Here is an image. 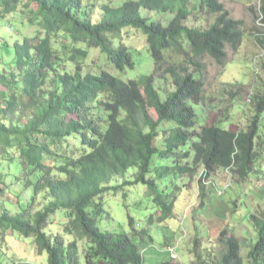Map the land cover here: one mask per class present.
I'll use <instances>...</instances> for the list:
<instances>
[{
	"label": "trees",
	"instance_id": "1",
	"mask_svg": "<svg viewBox=\"0 0 264 264\" xmlns=\"http://www.w3.org/2000/svg\"><path fill=\"white\" fill-rule=\"evenodd\" d=\"M190 2L0 0L1 21L20 15L43 31L0 44V195L21 197L0 208V240L6 233L31 239L34 254L47 264H143V252L158 238L171 261L161 264H175L165 225L175 218L183 189L190 190L196 178L206 184L222 171L241 182L253 173L264 151V81L256 94L253 86L216 85L214 97L250 104L253 116L243 128L226 130L224 119L197 128L193 107L205 105L202 59L222 65L227 50L241 46L243 21L231 18L219 0H193L191 8ZM141 9L171 19L149 20ZM249 11L261 26L251 36L264 53V0L258 16ZM193 13L211 15L214 22L207 29L190 27ZM127 28L145 36L151 75L123 82L105 71L92 74L86 63L90 49H98L120 73L134 68L119 39ZM159 79L175 89L165 101L155 86ZM138 184L152 204L148 215L141 223L129 218V231H101L104 197ZM16 186L21 193L12 191ZM247 219L257 239L247 244L246 258L239 239L224 226L216 236L223 248L218 260L209 253L205 258L196 231L190 264H264V211Z\"/></svg>",
	"mask_w": 264,
	"mask_h": 264
},
{
	"label": "rangeland",
	"instance_id": "2",
	"mask_svg": "<svg viewBox=\"0 0 264 264\" xmlns=\"http://www.w3.org/2000/svg\"><path fill=\"white\" fill-rule=\"evenodd\" d=\"M120 6L123 2L130 0H118ZM136 1V0H131ZM224 8L229 12L230 17L234 20L243 21L244 37L241 46L235 52L227 50V57L222 65L216 64L209 57L202 59L205 64V105L203 107L193 106L197 116V128L201 126H210L217 120L224 119L223 128L229 131L237 130L245 127L253 116V110L250 104L247 107L235 105L228 96L225 98L214 97L212 94L216 89V85L232 84L235 86L245 85V89H251L254 94L263 90L264 73L261 66L264 64V53L255 44L251 33L254 30H261L259 20L255 19L249 9L258 16V7L261 0H219ZM194 2L191 0L190 8ZM140 14L149 20L167 23L171 17H157L152 12L144 9L140 10ZM96 15H99L97 12ZM193 13L187 25L190 27L207 29L214 22L211 15L201 14L196 18ZM124 32H128L125 36L121 34L119 39L125 44L132 54L135 66L132 70H126L120 73L115 70L106 56L101 54L98 49H90L89 57L86 61L90 65L92 74L99 71H105L121 81L127 82L136 80L140 76H149L153 70V61L148 49L146 38L140 32L127 28ZM43 31L28 23V20L20 15L8 17L0 20V44L6 39L9 44L15 41L20 42L22 37H36ZM121 43V42H120ZM6 61L11 58L10 53L4 52ZM67 70L73 71L68 68ZM90 71V69H88ZM167 83V84H166ZM155 86L159 88L161 100L165 101L169 92L174 91L170 87V82L163 79L155 81ZM237 88L233 91L236 92ZM261 132L264 133V121H262ZM242 126V127H241ZM168 125H162V129L166 130ZM129 178V177H128ZM209 179L206 184H197L195 180L190 183L191 188L186 187L184 192L178 197L175 206V218L166 223L168 231L172 234L169 241L175 249L178 261L175 264H190L193 257L190 255L192 248V240L197 231L202 238L203 250L202 254L210 259L218 260L222 246L217 243L216 236L224 226H229L231 233L239 239L242 244L241 256L246 258L248 252L247 244H254L257 234L247 219L249 213L258 214L264 211V151L261 159L255 165V170L245 180L235 178L233 174L222 171ZM215 182L213 184L212 182ZM119 184L120 179H116ZM188 184L187 179L183 180ZM209 182V183H208ZM114 183V181L112 182ZM198 185V186H197ZM182 186V184H181ZM198 187L203 193L202 197H198ZM143 186L134 185L126 187V190H118L115 194L110 192L104 197L103 213L99 219V228L101 231H129L128 219L132 218L137 223H141L145 216L151 211L152 204L143 196ZM12 191L22 192L19 187H13ZM222 191L219 196L218 192ZM29 195L28 192H26ZM23 193L25 201L29 196ZM126 194V197H124ZM17 194L0 195V208H9V205L15 204V200H20ZM3 204V202H9ZM203 201V206H200ZM200 206V207H199ZM186 213L184 214V209ZM234 211V212H233ZM236 220H243L235 222ZM201 220V222H200ZM2 240V241H1ZM0 240V264H47L45 257H37L33 252L32 240L24 239L15 233H6L5 239ZM250 241V242H249ZM161 242V241H160ZM158 238L154 241V247L148 248L143 252V264H161L162 262H171L167 248H163ZM215 264V263H214ZM245 264L247 262L245 261Z\"/></svg>",
	"mask_w": 264,
	"mask_h": 264
}]
</instances>
